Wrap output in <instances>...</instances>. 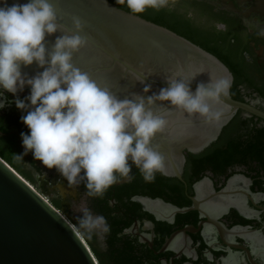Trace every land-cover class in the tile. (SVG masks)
Wrapping results in <instances>:
<instances>
[{
  "label": "clouds",
  "instance_id": "9594fccd",
  "mask_svg": "<svg viewBox=\"0 0 264 264\" xmlns=\"http://www.w3.org/2000/svg\"><path fill=\"white\" fill-rule=\"evenodd\" d=\"M116 3L126 5L132 14H140L146 8H165L169 0ZM72 26L75 31L58 23L48 0L0 6V89L15 94L25 85L30 86L25 98L30 103L16 101L18 109L27 108L21 121L30 131L20 134L25 154L31 152L45 168H54L70 186L85 181L89 197L103 196L119 182L118 177L133 179L129 160L145 182H153L156 173H165V157L156 146H150V141L164 130L167 121L155 114L152 106L157 101H169L172 108L190 117L217 122L223 110L216 105L222 96L230 95L233 77L209 76L192 92L189 84L200 73L186 80L177 71L166 77L167 87L158 93L133 94L132 99L121 100L73 65V53L88 42L78 34L83 28L79 18H72ZM57 31L67 34L56 37L49 52L46 35ZM34 61L43 71L26 79L21 65L29 66ZM150 89L151 85H146L143 92ZM250 103L260 104L261 100L257 96ZM78 219L79 227L89 233L110 232L106 218L93 215L87 207Z\"/></svg>",
  "mask_w": 264,
  "mask_h": 264
},
{
  "label": "water",
  "instance_id": "95a60500",
  "mask_svg": "<svg viewBox=\"0 0 264 264\" xmlns=\"http://www.w3.org/2000/svg\"><path fill=\"white\" fill-rule=\"evenodd\" d=\"M28 0H0L5 3L24 4ZM53 6L58 23L75 31L72 18L80 19L83 28L78 34L88 42L85 48L73 53L75 67L107 87L118 99H132L133 94L150 96L167 87L166 77L179 71L186 79L198 74L189 84L192 92L200 82H207L213 72L229 76L226 67L212 54L171 30L145 20L131 12L117 8L107 0H48ZM67 33L57 31L45 38L46 49L51 51L56 37ZM47 58V57H46ZM34 61L21 65V73L31 78L42 72ZM146 85H151L144 93ZM30 88L25 85L22 90ZM3 90V89H1ZM21 91L20 89L17 92ZM1 101V99H0ZM222 109L220 120L206 122L199 116H188L172 108L169 101H157L152 109L166 121L164 130L150 141V146L165 157V176L181 180L184 163L183 152L195 153L213 141L220 128L235 110H242L264 121V112L230 96H222L216 105ZM183 129L175 134L174 129ZM235 177H231L233 179ZM230 181V180H229ZM203 178L194 184L195 195L190 196L188 207H175L158 198L134 197L149 213L154 208H169L170 213L196 210L205 213L203 202H223L230 191H213ZM74 185H67L60 192L70 194ZM136 226L123 230L132 233ZM165 246L163 244L162 248ZM0 264H97L79 231L67 215L56 210L48 200L2 159H0Z\"/></svg>",
  "mask_w": 264,
  "mask_h": 264
},
{
  "label": "flooded vegetation",
  "instance_id": "af4514ba",
  "mask_svg": "<svg viewBox=\"0 0 264 264\" xmlns=\"http://www.w3.org/2000/svg\"><path fill=\"white\" fill-rule=\"evenodd\" d=\"M107 1L126 7L116 0ZM161 10L169 22L187 25V34L198 46L209 49L226 67L234 79L230 97L264 112V0H169ZM156 11L146 8L143 13L153 15ZM257 96L261 103H250ZM237 111L249 125L264 128L263 120L239 109L233 114ZM238 131L244 135L246 126ZM25 164L28 165L26 161ZM250 165L256 168L254 163ZM48 170L41 174L38 189L48 198L57 199L58 209L72 221L69 203L85 196L76 185L70 194L60 192L67 181L57 171ZM230 171L229 175L217 176L204 171L203 177L191 184L185 207L190 205L189 197L195 195L194 184L203 178L210 184L201 186L199 192L206 187L215 192L230 191L223 196L222 203H201L205 213H170L169 208L155 207L157 213H147L132 221L130 226L133 222L136 226L129 235L142 249L145 264H264V166H259L257 174L251 171V175L241 166L227 169V173ZM179 181L185 190L184 181ZM50 191L54 195H49Z\"/></svg>",
  "mask_w": 264,
  "mask_h": 264
},
{
  "label": "trees",
  "instance_id": "16d2710c",
  "mask_svg": "<svg viewBox=\"0 0 264 264\" xmlns=\"http://www.w3.org/2000/svg\"><path fill=\"white\" fill-rule=\"evenodd\" d=\"M120 9L130 12L127 7ZM135 15L165 27L198 46V42L187 34L189 30L187 25L181 21L169 22L161 9L153 15L148 13ZM203 50L211 54L209 49L203 47ZM29 94L30 88L15 94L0 89L1 105H3L0 107V159L30 185H35V189L41 193L36 185V179L25 168V161L37 173L42 174L48 169L42 164L39 166L41 162L34 160L31 152L25 154L20 134L21 132L29 134L30 131L21 121V116L27 114V108L18 109L16 106L17 99L23 100L28 105L30 102L25 98ZM231 98L235 99L232 96ZM238 112L230 117L220 128L216 138L203 149L196 153L183 152L184 163L181 179L186 185V191L183 189V182L161 173H156L153 182H145L139 169L132 165L130 160L129 164L132 167L130 176L134 178L129 181L127 178L118 177L119 182L109 187L103 196L89 197L85 181H80L76 185L84 194L88 209L95 215H103L110 226V232L102 234L103 249L101 250L92 246L90 233L84 231L80 234L97 264H145L141 259L144 256L142 249L137 247L134 238L129 233H123V230L129 228L134 219L144 217L149 213L134 200V197L158 198L175 207H185L189 203L186 195L190 193L191 184L203 177L204 171L211 176L223 173L229 175L232 171L227 173V169L241 166L246 169L247 175H251V171L257 174L259 166H264V128L254 124L249 125L248 120L241 118ZM242 125L246 126L244 135L238 131ZM252 163L256 165L255 169L251 167ZM49 170L56 171L54 168ZM48 200L58 210V200L55 198H48Z\"/></svg>",
  "mask_w": 264,
  "mask_h": 264
},
{
  "label": "rangeland",
  "instance_id": "374dc122",
  "mask_svg": "<svg viewBox=\"0 0 264 264\" xmlns=\"http://www.w3.org/2000/svg\"><path fill=\"white\" fill-rule=\"evenodd\" d=\"M1 104H2V100L0 101V105ZM25 168L31 172L32 176L36 179V185L39 186L40 183H42L41 180L43 179V175H41L40 173H37L36 171H34L31 167H29L26 164H25ZM33 186H35V185H33ZM49 195H54V192L50 191ZM85 207L88 208L85 198H80L78 200H75L72 203H69V205H68L69 217L72 218V221H70V223L73 224L75 226V228L78 227L81 230V232H84L85 230H83L79 227V219L78 218L82 215V209ZM93 215H95V214H93ZM90 234L92 236L91 237L92 238V246L94 248H96L97 250H101L103 248L102 234L97 233V232H92Z\"/></svg>",
  "mask_w": 264,
  "mask_h": 264
},
{
  "label": "bare ground",
  "instance_id": "6f19581e",
  "mask_svg": "<svg viewBox=\"0 0 264 264\" xmlns=\"http://www.w3.org/2000/svg\"><path fill=\"white\" fill-rule=\"evenodd\" d=\"M213 78L216 79V78H221L220 74L218 72H213ZM184 130L183 129H174V133L175 134H182Z\"/></svg>",
  "mask_w": 264,
  "mask_h": 264
}]
</instances>
